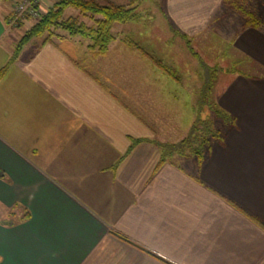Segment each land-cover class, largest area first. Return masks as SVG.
<instances>
[{
	"label": "crops",
	"instance_id": "obj_1",
	"mask_svg": "<svg viewBox=\"0 0 264 264\" xmlns=\"http://www.w3.org/2000/svg\"><path fill=\"white\" fill-rule=\"evenodd\" d=\"M14 7L0 2V264H264V26L225 0L165 1L182 34L212 29L250 71L218 91L234 126L203 164L159 166L196 120L174 103L191 85L144 59L95 69L79 37L13 58ZM224 7L241 21L222 34Z\"/></svg>",
	"mask_w": 264,
	"mask_h": 264
},
{
	"label": "rangeland",
	"instance_id": "obj_2",
	"mask_svg": "<svg viewBox=\"0 0 264 264\" xmlns=\"http://www.w3.org/2000/svg\"><path fill=\"white\" fill-rule=\"evenodd\" d=\"M11 4L16 5L21 0H7ZM2 1V2H7ZM118 4H130L134 8L133 17L124 23H116L113 26L112 32L115 36L113 41V52L110 56L103 59V56H97L95 59V69L106 68L117 70L120 66L121 59H123V65L131 68H138L135 66L136 59L147 60L145 54H151L156 60H159L174 77L180 78L182 82H186L191 85L193 91V98L191 99L188 93H184V98L181 101L174 102L179 106L181 120L192 122L198 118L197 109L202 108L199 115L204 119L209 114V108L212 105H217L216 95L218 91L225 87L230 80V74L235 71L248 72L249 68L245 64L238 63L241 60V55L237 53L234 46L230 43L227 44L226 39L223 37L212 36V29H206L199 33L197 36L187 37L182 34L175 26L170 22L169 17L165 11L166 0H113ZM49 4H53L54 0H48ZM238 4L243 5L246 8H250L255 12L254 14L259 17L264 26V0H237ZM228 15L231 18L230 24L219 25L218 30H221L222 34L229 32L232 27L237 26L241 21L240 16L236 12L230 11L227 7H224L220 12V18H222V24H226L224 21L225 16ZM64 17H76L87 24H90V20L83 18L79 15L78 11L68 8L64 11ZM28 24L25 27H17V25L10 26L15 28V34L12 38L13 42H17L22 36L23 31L28 28ZM17 29H19L17 31ZM57 33H64L58 30ZM65 34V33H64ZM127 40V41H126ZM42 39H38L41 42ZM82 42V39H80ZM86 43V41H83ZM82 42V43H83ZM81 44V43H80ZM84 50L86 46L81 45ZM136 47L137 50L133 49ZM139 48V49H138ZM88 52V51H87ZM134 55H137L138 58ZM141 62V61H140ZM150 66V65H149ZM209 85V88L207 89ZM206 93L208 91V97L204 100L202 105H199L201 98V90ZM179 90L181 88L179 87ZM182 95V93H181ZM201 103V102H200ZM218 106V105H217ZM195 110V114H194ZM210 115V114H209ZM213 115V114H211ZM214 116V115H213ZM209 117V116H208ZM184 124V123H183ZM184 127H187L184 124ZM199 124L191 128L189 133L181 139L172 140L168 142L167 148L173 152V156L177 161L192 162L195 165H200L199 161L194 157L189 146L194 144L193 138L197 132ZM219 131L223 134L222 125L216 124ZM210 141V150L212 145L217 142L212 138H207ZM204 147L203 162L208 157L210 150L207 151L206 144ZM167 149V150H169ZM179 161V162H180ZM203 162L201 164H203Z\"/></svg>",
	"mask_w": 264,
	"mask_h": 264
},
{
	"label": "trees",
	"instance_id": "obj_3",
	"mask_svg": "<svg viewBox=\"0 0 264 264\" xmlns=\"http://www.w3.org/2000/svg\"><path fill=\"white\" fill-rule=\"evenodd\" d=\"M2 1L7 0H0V2ZM42 1L43 0H41L40 4L41 8ZM225 3L231 5L240 13L245 18L247 25L255 28L263 26L262 20L248 8L238 4L237 0H225ZM68 8L78 11L81 17L90 20V24H87L76 17L65 18L64 11ZM133 11L134 8L131 7L130 4H118L113 0H54L53 4H50L45 10L42 8L36 19H33L26 14L23 19L16 21L17 27H24L25 23L29 24V26L23 31L22 36L16 42L13 58L17 56L26 43L33 39H42L41 44L51 43L61 48L60 45L66 44L69 39L74 37H79L83 41H86V49L94 57L103 56L107 53L110 44L115 39L112 32L114 24L124 23L131 20L134 13ZM58 30L63 31L65 34L57 33ZM54 41H57V43ZM132 48L137 50L134 46H132ZM143 56H145L153 66L164 71L167 75L174 77L159 60L155 59L154 56L151 54H145L144 52ZM75 63L80 67H83L80 62ZM208 88L209 85L207 89ZM207 92L208 91H206V93L202 91L200 98L201 103L199 102V105H202L205 102L204 99L208 97L207 95L209 93ZM208 108L210 115L208 114L209 117L207 116L204 119L199 115L202 108L197 109L198 112L196 114H198V118L196 116V120L193 123L195 129L193 130H196V125L198 124L199 127L193 138L194 144L189 146L192 147L190 148L191 154L196 157L200 165L204 159L202 154L204 147L201 146L205 143V149L207 151L210 150V141L207 138L210 137L217 141H222L223 139L225 132L222 134L221 131H219V128L216 127V124H221L223 131L234 126V118L232 115L228 114L215 104ZM167 146L168 144H166L162 150L159 166L162 165L166 159L173 156V152L170 151Z\"/></svg>",
	"mask_w": 264,
	"mask_h": 264
},
{
	"label": "built area",
	"instance_id": "obj_4",
	"mask_svg": "<svg viewBox=\"0 0 264 264\" xmlns=\"http://www.w3.org/2000/svg\"><path fill=\"white\" fill-rule=\"evenodd\" d=\"M40 4L41 0H21L13 9L12 15L8 20L9 26L15 25L16 21L23 19L26 14L36 19L42 10Z\"/></svg>",
	"mask_w": 264,
	"mask_h": 264
}]
</instances>
